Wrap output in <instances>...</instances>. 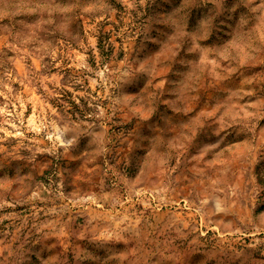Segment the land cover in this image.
Returning <instances> with one entry per match:
<instances>
[{
  "label": "rangeland",
  "instance_id": "1",
  "mask_svg": "<svg viewBox=\"0 0 264 264\" xmlns=\"http://www.w3.org/2000/svg\"><path fill=\"white\" fill-rule=\"evenodd\" d=\"M0 264H264V0H0Z\"/></svg>",
  "mask_w": 264,
  "mask_h": 264
}]
</instances>
